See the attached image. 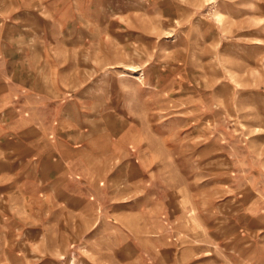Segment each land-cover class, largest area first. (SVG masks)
<instances>
[{
	"label": "rangeland",
	"instance_id": "374dc122",
	"mask_svg": "<svg viewBox=\"0 0 264 264\" xmlns=\"http://www.w3.org/2000/svg\"><path fill=\"white\" fill-rule=\"evenodd\" d=\"M92 15L91 26L71 34L79 50L94 52L82 59L95 68L85 79L124 90L119 110L136 125L147 119L154 133L140 128L143 151L152 147L163 165L172 158L189 179L188 192L174 197L175 216L185 215L173 239L166 236L175 247L141 252V261L113 246L122 228L108 236L56 235L53 227L38 234L48 204L28 202L21 171L12 174L13 163L7 171L2 156L0 264H264V202L253 196L247 210L242 202L247 181L264 174V0H94ZM236 212L253 217V234H230ZM106 239L109 246H98Z\"/></svg>",
	"mask_w": 264,
	"mask_h": 264
},
{
	"label": "crops",
	"instance_id": "0c3cea01",
	"mask_svg": "<svg viewBox=\"0 0 264 264\" xmlns=\"http://www.w3.org/2000/svg\"><path fill=\"white\" fill-rule=\"evenodd\" d=\"M93 7L94 0H0V157L7 171L12 163V174L21 171L28 202L40 210L48 204L44 215L39 211L38 234L53 227L56 235L108 236L122 228V241L113 246L131 248L143 261L141 252L173 251L166 236L173 239L185 216H175L174 197L188 192L189 179L172 158L163 165L152 147L143 151L140 128L145 136L153 132L142 124L147 119L136 125L119 110L126 106L124 90L115 94L110 82L85 79L95 68L82 59L94 52L79 50V37L71 34L92 25ZM250 179L245 210L255 205L253 196L264 202V174ZM229 221L230 234L254 233L251 216L237 213ZM221 224H214L216 234ZM102 243L109 246L108 239Z\"/></svg>",
	"mask_w": 264,
	"mask_h": 264
}]
</instances>
